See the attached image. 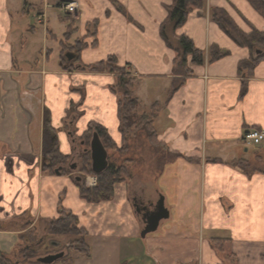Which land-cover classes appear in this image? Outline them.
<instances>
[{"label": "crops", "instance_id": "0c3cea01", "mask_svg": "<svg viewBox=\"0 0 264 264\" xmlns=\"http://www.w3.org/2000/svg\"><path fill=\"white\" fill-rule=\"evenodd\" d=\"M69 3L73 13L64 8ZM171 4L0 0V252L28 247L29 229L35 226L31 235H38L39 224L56 217L60 206L88 232L91 257L75 256L72 264H264V141H242L250 130L264 131V61L240 96L237 66L249 51L219 29L210 11L224 10L245 33L264 32V18L248 0H206L203 10L192 11L173 35L189 38L206 61L190 66L191 75L171 95L179 78L176 53L160 37ZM68 26L72 32L64 38ZM52 42L59 47L56 59ZM62 44L68 47L63 56H74L64 65ZM211 46L228 55L209 63ZM109 56L139 80L134 95L140 112L161 106L153 122L157 141L180 157L139 175L130 169L129 183H117L110 201L91 204L79 197L76 177L43 171V143L49 131L59 151L73 159L90 122L120 143L117 96L110 91L115 76L82 69ZM241 160L245 171L233 165ZM94 181L87 177L86 185ZM160 197L169 217L142 239L143 205ZM22 215L30 226L4 227ZM212 238L230 240L228 256Z\"/></svg>", "mask_w": 264, "mask_h": 264}, {"label": "trees", "instance_id": "16d2710c", "mask_svg": "<svg viewBox=\"0 0 264 264\" xmlns=\"http://www.w3.org/2000/svg\"><path fill=\"white\" fill-rule=\"evenodd\" d=\"M206 0H172V4L167 7V17L160 26V37L168 48H171L176 53L174 60V68L176 78L170 88L169 93L174 94L183 84L185 77L191 75L190 66H203L206 61V53L198 50L193 42L186 36H174V32L182 27L187 21L188 15L194 10H203ZM252 8L264 18V0H248ZM120 12L123 9L118 7ZM211 19L219 27V29L230 38L238 47L246 48L249 51V58L240 61L237 66L238 75L243 77L241 81L240 96H243L247 90V79L251 77L255 67L264 61V32L252 29L251 32L245 33L241 31L229 15L222 9L214 8L210 11ZM72 32L68 26L64 38ZM172 34V35H171ZM80 43L74 46V50L79 51ZM68 49L62 44L61 62L64 65L66 58L63 56ZM228 55L227 51L219 49L217 46H211L208 51L209 63L216 62ZM72 65L71 67H73ZM70 67V68H71ZM83 70L91 72L110 73L115 76V85L111 91L120 95L117 100V117H118V131L121 136L122 147L116 149L114 142L111 140L107 131L100 125L90 122L86 131L81 136L84 143L85 151L81 153L78 158L81 160L80 174L82 176L90 175L96 179L94 187H86L82 181L75 182L78 189L79 197L87 203L96 204L110 201L114 196V186L117 183H129L128 166L133 162L130 158L123 160V164L110 162L108 158L107 168L98 175L91 172L90 152L88 147L93 134H96L100 139L102 145L106 150L114 149L118 153H126L128 151V141L130 137L137 136L138 132H145L146 138L151 146L161 147L162 144L157 141V134L153 125L154 119L161 108L159 104H153L149 112L139 111L140 103L134 95V89L138 86L139 80L129 75L126 70V65L118 66L116 59L112 56L106 60L98 62L94 65L83 67ZM52 134H54L52 132ZM167 151V149H165ZM44 164L43 171L49 175L70 176L69 171L65 165L70 160V156L63 155L57 144L52 140V135L46 131L43 143ZM159 166L162 167L166 163L174 161L180 157L176 153L166 152L159 153L155 151ZM216 162L218 160H209ZM245 171L247 164L244 161H237L233 164ZM58 171V174H56ZM73 179V178H72ZM23 217L25 215H22ZM27 221H19L17 223L10 222L7 224L13 229H24L31 225V220L27 217L23 218ZM47 235L50 237L67 238L65 244V251L63 258L58 260L62 264L73 263L75 256L89 259L91 257L90 247L87 242L88 232L80 226L77 216L72 212L65 210L59 206L56 217L46 221ZM2 226H0V229ZM35 226L31 228L30 234L33 233ZM55 243L54 240L50 242ZM212 246L221 254H226L229 239L212 238L210 239ZM55 246L54 244H52ZM62 252V251H60ZM70 254V255H69ZM35 256L33 249L22 245L18 249H14V253L7 254L0 252V264H24L26 259L30 260ZM18 258V259H17ZM13 259V260H12ZM15 260V261H14ZM37 262V261H36ZM38 263V262H37Z\"/></svg>", "mask_w": 264, "mask_h": 264}, {"label": "rangeland", "instance_id": "374dc122", "mask_svg": "<svg viewBox=\"0 0 264 264\" xmlns=\"http://www.w3.org/2000/svg\"><path fill=\"white\" fill-rule=\"evenodd\" d=\"M56 32L60 36L61 33L63 32V30L59 29ZM51 46L53 47V49L55 51V57L54 58L56 59L57 51H58L59 47H58L57 43H55V42H52ZM37 49H38V51H40L42 49L41 41H39ZM114 85H115V81H114L113 85L110 86V91ZM78 91H82V89H80ZM113 94H115V93H113ZM115 95L117 96V100H118L120 98V95H118V94H115ZM149 110H150V108L146 109L145 111L149 112ZM139 111H140V107H139ZM83 133L81 134V136L83 135ZM81 136H79V142H81V144L84 145V143H82L83 141L81 140ZM114 144H115L117 150H118V148H121L122 147L121 139H120L119 144H116L115 142H114ZM127 144H128L129 148H128V151L126 153H118L117 150H114V149L106 150L109 161L115 162L117 164H123L124 159L130 158L131 160H133V162L131 164H129L128 170L132 169V171H134V173L138 174V175L141 173L148 172V168L156 167L158 169L160 167L159 166L160 164L158 163L156 155H155V151L156 152L159 151V153H166L167 152V151H165L166 147L163 146V144L161 147L151 146L149 144L147 138H146L145 132H138L137 136L130 137ZM78 146H79V144H78ZM245 148L248 149L249 151H252V149H253V147H245ZM79 150H80V153L75 158L70 159L67 162V164L65 165V168L67 169V171L71 172L70 173L71 177H79L81 179L82 183L86 187H88L86 185L87 184L86 178L87 177H93V176H90V175L82 176L80 174L79 171H80V167L82 165L81 164L82 162L78 158V156L85 151L84 146L80 147ZM88 151H89V147H88ZM132 155H134V156H132ZM90 164H91V160H90ZM73 165H75V168L72 169L71 166H73ZM95 185H96V179H95V183L93 184L92 187H94ZM23 218H26V216L14 218L11 221H9V223L12 222V224H13V223H17L21 220H23L24 222L27 221L26 219H23ZM7 224L8 223L4 224L5 225L4 227L8 228L9 226H7ZM39 225H40L38 227L39 228V234L38 235H34V234L31 235L30 234L29 240L26 242L28 244V247L33 249V251L35 252V256L30 260L26 259L24 264H39L36 262L37 258H39V257H44V256L50 255V254H56V253H59L60 251L66 253L64 247H65V244L67 242V238L50 237L47 235V232H46L47 223L43 222ZM30 231H31V229H29V233H30ZM50 240H54V242H57V245L53 246L52 241L50 242ZM22 244H23V242H22ZM24 245H26V244H24ZM68 263H69V260L66 261V264H68ZM53 264H62V263L57 261Z\"/></svg>", "mask_w": 264, "mask_h": 264}, {"label": "water", "instance_id": "95a60500", "mask_svg": "<svg viewBox=\"0 0 264 264\" xmlns=\"http://www.w3.org/2000/svg\"><path fill=\"white\" fill-rule=\"evenodd\" d=\"M68 60L74 58V56L70 53L66 55ZM89 152H90V160H91V172L95 175L103 172L108 166V155L107 151L102 145L100 139L96 134H93L90 144H89ZM71 168H75V165L71 166ZM58 174V171H56ZM77 181H80L79 177L75 178ZM136 208V211L139 213L140 210ZM143 210V209H142ZM149 216L143 215L142 222L144 224L143 229L140 232V237L143 239L148 234L154 233L157 231L158 226L161 221L168 219L169 213L168 210L164 206L163 198L160 197L156 202L155 210L149 213ZM64 252H59L56 254L46 255L44 257L37 258V262L39 264H53L63 258Z\"/></svg>", "mask_w": 264, "mask_h": 264}, {"label": "built area", "instance_id": "2783aa9c", "mask_svg": "<svg viewBox=\"0 0 264 264\" xmlns=\"http://www.w3.org/2000/svg\"><path fill=\"white\" fill-rule=\"evenodd\" d=\"M64 8L68 13H73L76 10L74 3L66 4ZM242 141L246 146H259L264 141V131L250 130L244 134Z\"/></svg>", "mask_w": 264, "mask_h": 264}, {"label": "flooded vegetation", "instance_id": "af4514ba", "mask_svg": "<svg viewBox=\"0 0 264 264\" xmlns=\"http://www.w3.org/2000/svg\"><path fill=\"white\" fill-rule=\"evenodd\" d=\"M155 206H156V203L152 204L151 202H147L146 204H144L143 205V210L140 213L141 214V218L143 217V215H145L146 217L149 216L150 215L149 213L153 212L155 210Z\"/></svg>", "mask_w": 264, "mask_h": 264}]
</instances>
